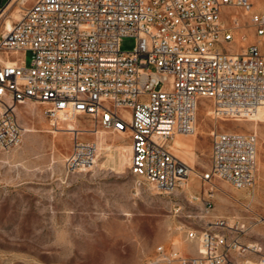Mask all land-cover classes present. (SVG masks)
<instances>
[{
  "label": "built area",
  "instance_id": "built-area-1",
  "mask_svg": "<svg viewBox=\"0 0 264 264\" xmlns=\"http://www.w3.org/2000/svg\"><path fill=\"white\" fill-rule=\"evenodd\" d=\"M1 1L0 11L13 0ZM248 28L258 42L228 51L237 34L248 40ZM127 37L137 44L125 53L120 45ZM263 45L264 12L254 10L253 0H34L0 34V148L20 144L17 106L39 103L56 124L72 114L127 132L131 174L174 193L192 169L171 146L177 136L195 134L202 100L216 118L264 108ZM23 51L32 53L30 67L11 59ZM211 137V168L201 181L252 189L257 134L215 130ZM97 148L76 134L67 168L90 169ZM188 216L198 219L197 227L185 226L195 252L168 254L159 247L149 264H264V238L248 241L246 223L216 216L211 201Z\"/></svg>",
  "mask_w": 264,
  "mask_h": 264
},
{
  "label": "rangeland",
  "instance_id": "rangeland-1",
  "mask_svg": "<svg viewBox=\"0 0 264 264\" xmlns=\"http://www.w3.org/2000/svg\"><path fill=\"white\" fill-rule=\"evenodd\" d=\"M24 1L14 2L2 16L0 34L6 19L15 21L14 14L21 15L22 8L34 2ZM253 3L254 10L264 12V0ZM230 13L247 22L240 11ZM246 33L248 40L240 41L237 34L235 42L226 46L228 51H242L258 42L251 29ZM136 44L135 37H127L120 49L128 53ZM11 59H21L30 67L32 53L23 51ZM45 109L34 102L18 106L20 144L10 151L0 148V264H149L159 247L168 254L178 250L191 255L195 249L187 241L185 226L197 227L198 219L188 215L207 201L222 217L246 223L248 241H263L264 108L254 115L216 118L212 104L202 100L195 130L199 134L176 137L190 147V153L175 152L174 143L171 146L174 155L193 169L185 187L174 193L159 192L131 174L128 137L120 140V133L85 116L65 114L56 124L45 116ZM69 125L77 130L80 141L98 147L96 164L90 169L72 172L67 168L75 141V135L66 130ZM92 130L98 133L87 132ZM215 130L257 134L252 189L236 190L221 180L201 181L211 168Z\"/></svg>",
  "mask_w": 264,
  "mask_h": 264
},
{
  "label": "bare ground",
  "instance_id": "bare-ground-1",
  "mask_svg": "<svg viewBox=\"0 0 264 264\" xmlns=\"http://www.w3.org/2000/svg\"><path fill=\"white\" fill-rule=\"evenodd\" d=\"M19 0H13V2L12 3H10L4 10H2V11H0V19L2 18V16H4L10 9H11V7L13 6V3L14 2H18ZM26 1V0H25ZM17 13H19V11L17 12ZM17 13H15L14 14V19H15V21H17L19 18H20V15L19 14H17ZM14 20H12V19H6V21H5V32H7V31H9V30H11L12 29V27H13V24H14V22H15ZM13 62L12 61H8V62H6V65H10V64H12ZM256 114H257V112H256ZM57 131H62V130H64V129H61V128H57L56 129ZM67 131H69V134H73V135H76V134H78L76 131L77 130H75L71 125H69V127L66 129ZM87 132H95V133H98L97 132V130H92V131H87ZM214 132V131H213ZM200 133L201 134H203V135H205V132L204 131H200ZM56 134V133H55ZM197 134H199V132L197 133V131H195V134L194 135H197ZM180 136V135H179ZM128 137V133L127 132H122V133H120V140H125L126 138ZM194 142H195V140H193ZM173 143H174V146H173V149H174V151L175 152H177V151H179V150H183V151H185V152H187V153H190V151H191V149H190V147H188V146H186V145H184L183 143H181V141H180V139L179 138H175L174 139V141H173ZM121 149L122 148H124V147H122L123 146V144H119L118 145ZM127 148H129V152H130V157H131V145H129ZM119 161H120V163H122V161H123V156H122V154H119ZM191 168V167H190ZM192 169V168H191ZM192 173H193V169H192ZM210 190H212V188L210 189ZM190 244V243H189Z\"/></svg>",
  "mask_w": 264,
  "mask_h": 264
},
{
  "label": "crops",
  "instance_id": "crops-1",
  "mask_svg": "<svg viewBox=\"0 0 264 264\" xmlns=\"http://www.w3.org/2000/svg\"><path fill=\"white\" fill-rule=\"evenodd\" d=\"M20 106V105H19ZM17 110H18V106H17V109H16V115H17ZM214 214L216 215V216H220V217H222V212H220V211H217V212H215L214 211Z\"/></svg>",
  "mask_w": 264,
  "mask_h": 264
}]
</instances>
